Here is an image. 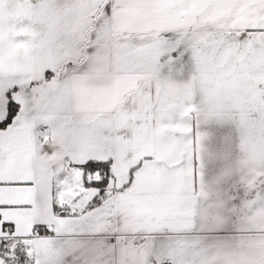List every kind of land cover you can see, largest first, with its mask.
Returning <instances> with one entry per match:
<instances>
[{"label": "snow or ice", "instance_id": "obj_1", "mask_svg": "<svg viewBox=\"0 0 264 264\" xmlns=\"http://www.w3.org/2000/svg\"><path fill=\"white\" fill-rule=\"evenodd\" d=\"M0 264H264V0H0Z\"/></svg>", "mask_w": 264, "mask_h": 264}]
</instances>
